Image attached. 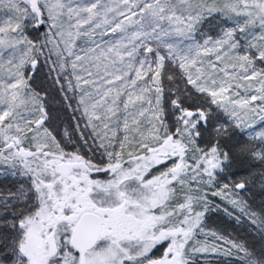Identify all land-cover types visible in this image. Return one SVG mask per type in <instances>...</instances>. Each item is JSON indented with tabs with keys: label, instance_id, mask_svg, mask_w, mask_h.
Instances as JSON below:
<instances>
[{
	"label": "snow or ice",
	"instance_id": "obj_1",
	"mask_svg": "<svg viewBox=\"0 0 264 264\" xmlns=\"http://www.w3.org/2000/svg\"><path fill=\"white\" fill-rule=\"evenodd\" d=\"M0 264H264V0H0Z\"/></svg>",
	"mask_w": 264,
	"mask_h": 264
}]
</instances>
